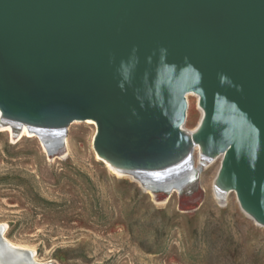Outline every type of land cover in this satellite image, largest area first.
<instances>
[{
    "label": "water",
    "instance_id": "95a60500",
    "mask_svg": "<svg viewBox=\"0 0 264 264\" xmlns=\"http://www.w3.org/2000/svg\"><path fill=\"white\" fill-rule=\"evenodd\" d=\"M190 93L192 141L264 228V0H0L6 116L93 120L102 159L153 168L189 147Z\"/></svg>",
    "mask_w": 264,
    "mask_h": 264
},
{
    "label": "rangeland",
    "instance_id": "374dc122",
    "mask_svg": "<svg viewBox=\"0 0 264 264\" xmlns=\"http://www.w3.org/2000/svg\"><path fill=\"white\" fill-rule=\"evenodd\" d=\"M194 129L201 118L192 96ZM199 117V118H198ZM0 121V224L51 264H264V228L235 195L216 196L218 160L181 192H149L111 170L94 148L97 127L69 126L50 154L37 136Z\"/></svg>",
    "mask_w": 264,
    "mask_h": 264
},
{
    "label": "bare ground",
    "instance_id": "6f19581e",
    "mask_svg": "<svg viewBox=\"0 0 264 264\" xmlns=\"http://www.w3.org/2000/svg\"><path fill=\"white\" fill-rule=\"evenodd\" d=\"M196 97L198 109L201 113V118L198 125L194 129H189L185 123L181 130L188 139V149L178 159L168 164L153 168H131L124 164H116L111 161L104 160L109 168L119 175H126L129 178L142 184L144 188L150 190L149 192H163L171 194L173 192H181L185 188L199 181L203 172L220 160L221 165L222 156L210 155L205 152L201 144L192 141V134L199 128L203 118L204 111L199 105V96L195 93L188 95L189 109L187 112V119L190 116L192 107L191 97ZM199 118V117H198ZM5 122L4 129L13 132L14 128H21L23 134L34 135L39 138L45 149L50 154H59L65 147H69L68 120H55L54 122H31L23 118L6 116L0 109V121ZM86 123L92 124L95 127L96 123L93 120H87ZM96 130L94 133V137ZM94 139V138H93ZM98 154V153H97ZM175 155V154H174ZM173 155V156H174ZM99 156V154H98ZM100 157V156H99ZM101 158V157H100ZM214 190L216 196L221 201H228L233 194L237 199L234 191L228 190L226 184L216 177L214 181ZM237 202L239 203L238 199ZM247 217L254 221L249 215L243 212ZM255 222V221H254ZM256 223V222H255ZM257 224V223H256ZM0 264H51L49 261H43L36 257L35 250L25 244L17 243L7 235L4 227L0 224Z\"/></svg>",
    "mask_w": 264,
    "mask_h": 264
}]
</instances>
